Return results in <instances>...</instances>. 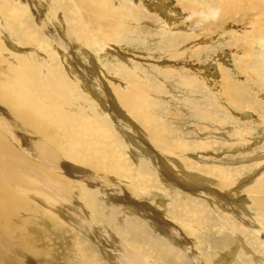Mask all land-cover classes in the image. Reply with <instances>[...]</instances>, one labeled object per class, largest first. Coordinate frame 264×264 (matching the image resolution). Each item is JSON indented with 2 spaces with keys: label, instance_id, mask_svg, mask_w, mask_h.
<instances>
[{
  "label": "rangeland",
  "instance_id": "1",
  "mask_svg": "<svg viewBox=\"0 0 264 264\" xmlns=\"http://www.w3.org/2000/svg\"><path fill=\"white\" fill-rule=\"evenodd\" d=\"M19 1L21 6L25 2V0ZM157 1L146 0L145 4L147 11L144 9L142 1L136 2L137 4L135 3V5L138 6V11L133 14L132 20L136 21L146 18L141 34L136 35L134 33L135 24L127 26L126 29L128 32L124 34L126 43H121V45L123 44V50L120 49V47L114 49L111 44H106L100 47L101 49L99 48V50L104 52L102 54V62L98 60L97 53L95 54L93 50H90L81 42H78L76 45L68 44V46L71 47L68 48L65 41L61 38V36L65 37V31L61 25H56L55 27L51 25L47 27L52 30L54 38L56 37L55 41L58 44L54 45L53 38H50V40H52L50 44H53V46L51 45L50 51L48 52L50 56L48 58L50 65L47 68L52 69V80H58L60 85L64 82L66 87L68 86L74 89V94H83V96H86V100L91 98L95 104L97 103L99 105L100 110L103 111L102 116H108L113 120V123L116 124L115 130L111 132V138L109 136L104 139L106 151H111V149L115 151L119 148V157L114 160L110 159V161L118 162L113 165L117 169L114 174L107 173L106 176L103 171L98 170L96 167H90V169L86 167L81 160H75L76 156L80 153L82 156V152L85 150L94 149L91 144H88V142L85 143L83 138L79 140V146H76L77 144L74 140L67 139V137L61 138L60 135L56 136L54 130H56L55 128H57V125L53 120H50L49 126H51L50 129L52 131H50H54L55 136L48 134L44 129L42 130L40 122L34 119L28 122L29 128L26 126V130V127L22 124V120L18 118L8 106L0 102V114L6 119L7 125H10L11 128H16L15 130L17 131L20 129L18 132L25 135L30 142L31 145L27 144L29 148L25 147L28 149L26 154L27 152L32 154L38 153L40 151L36 149L39 148L38 146H42L43 150H46V148L51 149L47 151H51L49 153L52 155V159L49 158V160L51 159L53 161L54 158L53 163L57 169V172H54L70 179V181L73 180L72 182L75 181V184L79 182L77 185L83 186L85 191H88L87 193L91 200V208L87 207L88 209L82 205V202L81 204L75 201L79 206V211L76 210L74 203L66 205L65 210L67 213L65 214V212H62V217L57 215L58 218L56 222L51 218H45V222L49 224L51 230L50 234L46 236L48 237V240L46 239V247L51 246L52 250L48 249L45 251L46 255L39 258L37 256H31L33 254L19 247L21 253L20 258L23 256L24 261L18 260L22 264H68L69 261L66 252L68 253L70 251L76 253L82 252L86 257L93 260V264H127L125 259H123L124 255H127L129 253L128 251L138 253L142 250V244L140 243L145 242L142 236L148 237L152 244H154L152 242V238L154 237L158 239L160 244L164 245V239L173 240L174 243L179 244V246L183 248L179 249V251H181L182 254L184 253L183 255H185V259H187L182 260V262L177 260L176 262L175 260L167 258L166 255L168 253L164 258L158 253L148 249L146 253L144 252L147 256L143 255L142 264H242V260H249L248 262L250 263L252 256L256 258V260L254 258L256 261L254 264H264V254L258 249H253V247L249 248L247 245V238H242L239 234L238 236L230 230L228 232L219 231L220 218L224 214H228L232 221L235 220V213H240V215H249L253 217V221H255L258 226H260L259 223L261 222L257 217H254L246 211L247 203L243 200V198L246 197L245 192L240 191L250 186L249 184L253 180L261 176L260 174H262V172L264 173V111L257 110L259 102L261 105L264 104V92L256 88L264 85V21H262L264 20V13H262L264 12V0L253 2L257 3L256 6L250 2H246L247 4L242 3L235 9L231 8L232 0H227L224 5L226 7L225 9L212 13L213 15L218 14L220 18L219 21L221 22V24L219 21V23L215 22L217 29L216 27L214 28L216 30L207 25L208 23H206L205 17L192 14L194 12L189 7H191L190 5L192 4L199 6V8L206 6V4L212 7L213 3L221 0H206L208 3L205 2V0H188L189 3L187 2L186 6L185 4L180 5L179 0ZM180 1L183 2L187 0ZM49 7L51 8V5H49ZM54 8L57 15L64 14L56 5ZM35 10L42 11L39 4ZM29 11L31 15L34 12L30 9ZM226 11H228V13L224 14ZM172 12L174 15H172ZM221 12L222 15L220 16L219 13ZM258 12L259 14H257ZM42 13L44 12L42 11ZM247 14H249V16H247ZM46 17V13L42 14V18ZM197 19L198 22L195 24ZM33 26L35 25L33 24ZM28 33L30 32L18 31V36L22 37L27 43V46L22 47L19 52L23 55H27L32 51H36L44 57L45 52L42 51V46L46 45V43L41 39L39 43L32 44L31 41H36L37 37L33 34V36H30ZM65 34H68V30H66ZM247 44L250 45L249 50L251 49V54L248 52L247 55L244 56V47H246ZM175 56L178 57L177 61L173 60ZM236 59H240L244 62H248V60L251 59L253 62L249 65L256 68L254 70L256 73L255 86L251 85L250 87V83L249 85H244L250 89L248 91L251 94H255L256 103L255 99L253 101V104L256 105L254 106L255 110L251 107L249 110H236L234 106L230 104L231 101H228L229 99L227 100L228 89L223 82L224 77L222 71L227 70L230 75L232 74L231 78L233 80L231 86L236 85V81H238L237 84H240L245 79L239 71ZM115 61L126 65L124 67L127 69H125L124 73L122 72L120 74L115 71ZM172 62H174V64H172ZM8 64L9 62L0 64V76H3V78L8 74V71L4 67ZM132 65H135V69L132 68ZM165 65H172L173 67L171 66L170 68L173 69L175 67L176 70L186 69L188 71L185 72V76H188L187 73L190 74L191 72V80L193 77L200 80L198 81L194 78L197 83L195 86L192 85L189 86V88L182 87L183 85H181L180 80L181 78H185V76L181 75L183 72L175 71V74V72L167 73L166 71V73L161 74L159 71L164 69L162 67ZM183 65L186 67H182ZM144 67L149 69L150 73L145 74ZM69 70L71 71L69 72ZM135 70L142 75L139 76L140 74L136 73L137 76L128 79L127 75L132 72L135 73ZM177 74L179 75V80L174 79V77H177ZM71 77H73V79ZM136 78L141 79L142 82L146 84L144 87L139 88L137 92L151 99L148 102V116L152 119L160 120L161 125L164 123V125H162L164 130L160 127V131H163V133L168 131L166 132L167 134L165 133L166 136L163 134L162 137L160 136V138H158L156 141L158 145L155 144V141H151L147 134L148 130H146L141 123L133 120L130 114H127L117 101L116 95H118V93L115 92V89L119 90L120 93L124 90L123 92L129 91L125 94H131L133 92V81L137 83L141 81L139 79L135 80ZM38 85L36 81H29V84L24 82L23 89H25L27 94L29 86L38 90ZM35 95H37L36 91ZM39 96L43 97L40 91ZM214 98H216L217 102H214ZM77 99H80L79 96L74 100L65 101L63 103L64 109L78 110L80 104ZM189 99L197 101L193 110H191L192 104ZM219 99L220 101H218ZM231 99H233V97ZM234 101L238 102L237 100ZM85 113L84 110L82 114L85 115ZM34 124L36 125L34 126ZM85 124H91V120L88 119ZM37 125L40 126L38 127ZM52 127H54V129ZM58 130L61 129L58 128L56 131ZM232 130L234 132L231 133L230 136L232 137L228 141V139L224 137L225 133L227 134V131L230 132ZM116 131L118 137L115 133ZM25 133L28 134L26 135ZM49 135L51 137H49ZM228 136L229 134H227V137ZM238 136L244 137L240 140ZM224 138L228 144H226V142L223 144ZM33 139L35 140L33 141ZM63 139H67L69 142H61L62 145L55 144ZM122 139L125 141L128 140V143L126 142L127 146H124ZM41 141H43L44 144ZM239 141H242L241 145H239ZM166 143L168 145H166ZM180 146L184 148L181 149ZM17 147H20L18 149L21 151L24 148V146L22 147L20 145ZM113 147L117 148L115 149ZM75 148H80V151L71 154ZM38 154L42 155V152ZM70 155L74 161L69 160ZM183 156H185V158ZM26 157H28V155H26ZM106 157L107 156H104L99 160L101 162H107ZM142 157L145 158L143 162L147 165V170L145 172L140 170L141 164L139 163ZM121 158H124L123 161ZM57 162H61V164ZM106 162L103 164L108 165ZM243 164L248 169L244 173L242 171L240 175H232V179L235 178L233 188L230 187L229 189L228 186L226 190H220L217 187L216 180L213 179L215 177H209L205 174L206 172L202 171L206 167H222V165H234L235 167H239ZM129 177L132 181L129 180ZM126 178L128 179V184H125ZM130 185H134V189H130ZM5 190L6 192L8 191L7 188H5ZM235 190L236 192H233ZM237 191H239V195L236 194ZM192 196L196 197L192 198ZM192 200H196L199 203H197V205L193 204L192 202L194 201ZM30 201H32L33 205H39L37 202L38 200ZM81 207H84L87 213L84 211L80 212ZM207 207H211L210 210L214 215L206 221H203V219L198 218V213L200 210ZM39 208L44 213H49L48 215L51 216L50 211L52 210H49L51 209L50 207L48 208L47 206V210L42 209L40 206ZM94 208L96 209L94 210ZM68 212H74L76 216L74 217ZM29 214L31 213L28 212L27 215L29 216ZM65 217H69L68 220ZM28 218L35 219L33 215ZM35 221L37 223L34 222L33 225L31 224L29 226L28 229L30 230H26L31 234L27 240L31 242L32 236L37 234L35 237L40 243L42 240L41 237H45V230L39 219H35ZM109 221H112L113 225ZM107 224L109 225L107 226ZM50 225L53 227L51 228ZM39 227L42 228L39 229ZM260 227L264 228V226ZM262 228H257V231L260 233H255V238H262V236H264V230ZM41 229L42 231H40ZM139 230L140 232L137 233ZM90 233L91 235H88ZM151 234H153V236ZM17 235L19 234L17 233ZM237 236L238 238L241 237L243 242L240 239L237 240ZM223 237H229L228 241L230 240V243H227L230 244L229 247L228 245L225 246L227 250L225 248H219ZM76 238H78V240H76ZM22 241L23 240L19 239L15 240L14 243L19 244ZM32 244L36 246L37 242L33 241ZM59 246H61V248ZM26 247L31 246H25V249ZM233 250H237L236 257L232 256ZM60 251H62L61 254ZM187 252L189 253L188 255ZM58 254H60V257L63 255L65 259L61 260L57 258L59 256ZM256 256L260 258L258 257V259ZM191 257L196 261H193ZM214 257L215 260L213 259ZM56 258L59 259V261L56 260ZM44 259L50 261H45ZM64 261L66 263H64ZM239 261L241 262L239 263Z\"/></svg>",
  "mask_w": 264,
  "mask_h": 264
},
{
  "label": "bare ground",
  "instance_id": "2",
  "mask_svg": "<svg viewBox=\"0 0 264 264\" xmlns=\"http://www.w3.org/2000/svg\"><path fill=\"white\" fill-rule=\"evenodd\" d=\"M139 1L143 2L144 9L147 11V7L145 4L146 0H25V2L23 3L24 5L22 4V6H21V3L19 0H0V64H6L7 62H9L8 65L4 66L5 69L8 71V74H6L5 78H3V76H0V102L4 105L8 106L9 109H11L14 112V114L22 120V124L25 127L27 126L29 128L28 122L30 120L34 119L35 121L37 120L40 122V124L42 126L41 127L42 130L44 129L48 134L55 136L54 135V131H55L56 136L60 135L61 138L67 137V139L74 140L77 144L76 146H79L78 142L81 138H83L84 142L85 143L88 142V144H91L94 149L93 150L92 149L85 150L84 152H82V156L80 153L78 156H76V158L74 157L75 160H81L84 163V165L88 168L96 167L98 170L103 171L106 176H107V173H113L114 174L117 171V169L113 165L117 164L118 162L117 161L116 162L110 161V159L114 160V159L119 157V151H118L119 148L115 151L113 149H111V151H106L105 150L106 147L104 146V139L106 137L108 138L111 135V132H113L115 130L116 124H114L113 120L110 119L108 116L107 117L102 116L103 111L100 110L99 105L96 103L98 105L97 106L91 100V98L89 100H86L85 99L86 96H83V94H74L73 93L74 89H72L71 87H68V86L66 87L65 86L66 84L64 82H62L60 85L58 80H55V81L52 80V77H51L52 69L47 68L50 65V62L48 61V58L50 57L48 55V52L50 51L51 45L53 46V44L54 45H58V44L55 41L56 37L54 38V34H53L52 30L47 28V27H49L51 25L53 27H55L56 25H61L65 32H66V30H68V34H65V32H64L65 37L61 36V38L65 41L67 46H68V44L76 45L78 42H81L85 46H87L90 50H93L95 52V54L97 53L96 55L98 56V60L100 62H102V59H103L102 54L104 52L102 50H99V48L102 47L103 45L111 44V45H113L114 49L120 47V49L123 50L122 45L124 43H126L125 42L126 38L124 37V34L128 32V30L126 29L127 26L135 24L134 33L136 35L141 34L143 24H144V21L146 18L136 20V21L132 20L133 14L138 11V6H136L135 3L136 2L138 3ZM191 1H193V0H191ZM207 1L205 0V2H207ZM226 1L227 0H221L219 2H215L212 4V7H209L206 4V6L201 7L202 9L199 8V6H195L193 4L190 5L191 7H189V8H191L193 10L194 13H192V14H195L196 16L201 15V17L202 16L205 17L206 23H208L207 25H209L212 29L214 27H216V29H217L216 23L220 20V18L218 16V14L213 15L212 13H216L215 11H220V10L225 9L226 7L224 5L226 4ZM257 1L258 0H232V3H231L232 7L231 8L235 9L242 3L247 4L246 2L253 3V2H257ZM187 2H188V0L183 1V2H181L179 0L180 5L185 4V6H186ZM38 4L40 5V8L42 9V11L44 13H46V16H47L46 18H42V14H44V13H42V11L35 10L38 7ZM253 4L255 6L257 5V3H253ZM49 5H51V8L49 7ZM55 5L57 7H59V9L62 10V12L64 14L57 15L56 11H55L56 7L54 8ZM28 8L31 11H34L32 13V15H31V12L29 11ZM148 11H150V10H148ZM188 13H189V11H188ZM226 13H228V11L224 12V14H226ZM262 13H264V12H262ZM169 14H171V13H169ZM219 14L221 16L222 12ZM257 14H259V12ZM172 15H174L173 12H172ZM247 16H249V14H247ZM192 17H193V15H192ZM194 18H195V16H194ZM262 19H263V17H262ZM28 21H30V22H28ZM31 21H34V22H31ZM262 21H264V20H262ZM197 22H198V19L196 20L195 24H197ZM203 23H205V22H203ZM33 24L35 26H33ZM220 24H221V22H220ZM146 25H149V24H146ZM18 31L30 32V33H28V34H30V36L35 35L37 37V40L34 42L31 41L32 44L39 43L41 41V39L44 40V42L46 43V45L42 46V51L45 52L44 57H42L36 51H32L27 55L21 54L19 51L21 50L22 47L27 46V43L23 40L22 37L18 36ZM214 32H216V31H214ZM50 38L51 39L53 38V44H50V41H52V40H50ZM121 43H123V44L121 45ZM32 44H31V46H32ZM249 46L250 45L247 44V46L244 47V50H245V52L243 54L244 56H246L248 52L251 54V49L249 50ZM173 47H174V45H173ZM68 48H71V47L68 46ZM175 54H177V53H175ZM68 55H70V54H68ZM177 58L178 57L175 56L173 60L177 61ZM165 61H167V60H165ZM251 62H253L251 59H249L248 62H246V61L244 62L240 59H236V63L238 65L239 71L241 72V75L243 77H245L244 81L241 82L240 84H237L238 81H236V85L231 86V83L233 80L231 78L232 74L230 75L227 70L222 71L223 77H224L223 82L225 84V87L228 89L227 100L229 99L228 101H231L230 104L233 105L234 109H236V110L237 109L238 110H244V109L249 110L250 107L255 110L254 106H256V105L253 104V101L255 99V94H251L248 91L250 89L247 88L246 86H244L245 84L249 85V83H250V85H249L250 87H251V85L255 86V84H256V80H255L256 79V76H255L256 73L254 71L256 68H254L252 65H249V64H251ZM172 64H174V62H172ZM184 65L182 67H186ZM114 66H115V71L120 73V74L122 72L124 73L125 69H127L124 67L126 65H124L120 62H117V61L114 62ZM171 66L165 65L164 67H162L164 69H161V71H159V72L162 74V73H166V71H167V73L179 71V72H183V73H181L182 76H185L186 75L185 72L188 71L186 69H185L186 71L185 70H176L175 67H174L175 69L174 68L172 69V68H170ZM67 67L69 68V66H67ZM132 68L135 69V65H132ZM132 68H130V69H132ZM65 69H66V67H65ZM69 69H71V68H69ZM168 70H171V71H168ZM70 71L71 70H69V72ZM144 71H145V74L150 73L149 69H147L145 67H144ZM136 73H139V72H137V70H135V73L132 72L131 74L127 75L128 77L127 76L126 77L128 79L133 78L134 76H137ZM139 74H140L139 76L142 75L141 73H139ZM175 74H176V72H175ZM187 75L188 76H185V78H181V80H180L181 85H183L182 87L189 88V86H192V85L195 86L197 84L195 82V79H197V78L193 77V79L194 78L195 79L191 80V76H192L191 72H190V74L187 73ZM110 76H111V74H110ZM71 78L73 79V77H71ZM78 78H79V76H78ZM138 79L139 78H136L135 80H138ZM174 79L179 80V75L177 74V77L176 78L174 77ZM139 80H141V79H139ZM29 81L30 82L36 81L39 84L37 87L38 90L32 88V86H29V88L27 89V94H26L25 89H23V83L26 82V84H29ZM75 81H76V79H75ZM167 81H168V79H167ZM134 82L135 81H133V84L130 83V84H132L133 92L129 95L125 94V93H128L129 91L123 92L124 91L123 90L120 93L119 90L115 89L116 90L115 92L118 93V95H116L117 101L119 102L121 108L125 112H127V114H130V116L132 117L133 120L141 123V125L144 126L146 130H148L147 134H148L149 138L151 139V141L156 142L158 140V138H160V136L162 137L163 134L166 136V134H167L166 132H168V131L165 132L166 134L163 133V131H160V129H159L160 127H161V129L164 130V128H162V125H164V123L161 125L160 120H155V119H152L151 117L148 116V111H149L148 110V102L151 99L147 98L145 95H140L137 92L139 88L144 87L146 84L143 83L142 80L140 82L138 81V83L135 82V84H134ZM84 86H85V84H84ZM221 87H224V86H221ZM256 88H258L261 92H264V85H262L260 87H256ZM227 89H226V91H227ZM235 89L238 93L235 91ZM35 91H36L37 95H35ZM39 91L41 92L43 97L39 96ZM115 92H114V94H115ZM222 93H224V92H222ZM225 94H227V93H225ZM214 95H215V93H214ZM78 96L80 98V99H77V101L80 104V107L78 110L64 109L63 103L65 101L74 100ZM93 97H94V94H93ZM232 97H233V99H231ZM187 98H190V97H187ZM202 99H204V98H202ZM189 100L192 104L191 110H193L197 101H194L193 99H189ZM199 100H200V98H199ZM214 100H215L214 102H217L216 98H214ZM234 100H237L238 102H236ZM218 101H220V99ZM255 103H256V99H255ZM216 104H218V103H216ZM6 109H7V107H6ZM258 109L264 111V104L261 105L259 102V105H257V110ZM84 110L86 112L85 115L82 114ZM263 118H264V114H263ZM88 119L91 120V124H89V125L85 124L88 121ZM21 120H20V122H21ZM50 120H53V122L56 123V125H57V128H55L56 130L58 128H60L61 130H58V131L54 130L53 132H51L52 131L50 129L51 126H49ZM35 125L36 124H34V126ZM20 127H21V125H20ZM27 127H26V130H27ZM52 128L54 129V127H52ZM15 129L16 128H13V127L11 128L10 125H7L6 119H4L3 116L0 114V264H22L18 260V259H20V260L24 261L23 256L20 258L21 253H20L19 247H22V249L26 250L28 253L33 254V255H31L33 257L37 256V257L41 258V257L45 256L46 255L45 251H47L48 249L52 250L51 246L46 247V243L48 240V237H46V236H48L47 234H50L51 230H50L49 224H47L45 222V218H47V217L51 218L53 221L56 222L58 216L62 217V212H65V214L67 213L65 210V206L68 204L74 203L76 210L79 211V206H78V204H76L77 202H79V203L82 202L83 204L82 203L81 204L83 206H85L86 208L87 207L91 208L90 207L91 200H90L89 194L87 193L88 191L86 192L85 188L83 186L77 185L79 182L75 184L74 183L75 181L72 182L73 180L70 181V179L63 177L62 175H58V173L56 174L54 172V171L57 172V169L53 163L54 158H53V161L51 160L52 155L49 153L51 151H49V152L47 151L49 148H46V150H43L42 146H38L39 148H36V149L40 150L38 153L42 152V155L38 154V153L32 154V153H28V152L26 154V151L28 149H26L25 147L29 148V146H27V144H30V142L27 140L25 135H22L20 132H18L20 129L18 131ZM28 131H30V130H28ZM119 132H121V131H119ZM232 132H234V131L233 130L230 132L227 131V134H229L228 137H227V134L225 133L224 137L226 139H228V141L232 137V136H230ZM115 133L117 134V131ZM49 137H51V136L49 135ZM112 137H113V135H112ZM117 137H118V134H117ZM238 137L240 138V140H242L244 136H242V137L238 136ZM110 138H111V136H110ZM225 138H224V140L222 139L223 144H225V142H226V144H228ZM67 139L60 140V142H57L55 144H61V142H69V140H67ZM34 140L35 139H33V141ZM111 141H113V140H111ZM127 141L128 140L125 141L122 139L124 146H127L126 145ZM41 142L43 143V141H41ZM241 143H242V141L239 143V145H241ZM37 144H39V143H37ZM46 144H49V143H46ZM155 144L158 145L157 142ZM18 145H20L22 147L24 146L22 151L18 149V148H20V147H17ZM159 145H160V143H159ZM166 145H168V144L166 143ZM58 146L63 148L60 145H58ZM121 146H123V145H121ZM51 147H52V145H51ZM54 147H57V146H54ZM184 147H181V149ZM191 147H192V145H191ZM113 148L116 149L117 147H113ZM188 148H189V146H188ZM188 148H186V149H188ZM49 150H51V149H49ZM261 150H263V149H261ZM56 151H57V149H56ZM79 151H80V148H75V149H73L71 154H73V153L75 154ZM180 151H179V153H180ZM26 155H28V157H26ZM183 155H185V154H183ZM59 156H60V154H59ZM104 156H107L106 157L107 162L106 161L101 162L99 160L100 158H102ZM53 157H54V155H53ZM183 157L185 158V156H183ZM49 158H51L50 159L51 161L49 160ZM123 159H122V161H123ZM144 159L145 158L142 157L141 162L139 163V164H141L140 170L142 172H145L147 170V165L143 162ZM181 159H183V158H181ZM69 160L74 161V159L71 157V155L69 156ZM139 161H140V159H139ZM82 162H81V164H82ZM105 162L108 165L103 164ZM57 163H59V162H57ZM59 164H61V162ZM224 165H226V164H224ZM224 165H222V167H219V166L218 167H206L202 170V171L206 172L205 174L207 176L215 177L213 179L216 180L217 187L220 190H226L228 186H229V189H230V187L233 188L235 178L233 177L234 179H232V175H235V176L240 175V173H242V171L244 173L248 169L246 166H244V164L242 166H239V167L238 166L235 167L234 165L233 166L232 165L224 166ZM196 166H198V165H196ZM77 168H79V167H77ZM194 168H197V167H194ZM74 169H75V167H74ZM84 169H83V171H84ZM208 171H209V173H208ZM124 174H125V172H124ZM139 175H140V173H139ZM260 175L261 176L257 177L255 180H253L249 184L250 186H248L247 188L245 187L242 191H240V190L239 191L245 192L246 197L243 198V200L245 203H247V210L246 211H248L254 217H257L261 221L259 223L260 226H264V173L262 172V174H260ZM87 177H88V175H87ZM129 180L132 181V179L130 177H129ZM97 181H99V180H97ZM118 181H120V180H118ZM125 184H128L127 178H126ZM235 185H237V184H235ZM5 188L8 189L7 192H6ZM130 189H134V185H130ZM154 190H156V189H154ZM239 191H237L236 194H238ZM228 192H230V191H228ZM233 192H236V190ZM138 194H139V192H138ZM233 196H235V195H233ZM193 197H196V196H192V198ZM236 199H237V197H236ZM30 200H38L37 202L39 205H37L35 203H34L35 205H33L32 201H30ZM75 201H77V202H75ZM192 201H194L192 203L196 204V205H197V203H199L196 200H192ZM39 206L45 210H47V206H48V208L50 207L51 209H49V210H52V211H50L51 216L48 215L49 213L48 214L44 213L39 208ZM210 208L207 207V208H204L203 210H200V212L198 213V218L203 219V221H206L208 218L213 217L214 214L210 210ZM95 209L96 208H94V210ZM83 211L86 212L84 207H81L80 212H83ZM28 212L31 213V214H29V216L27 215ZM68 213L74 217L76 216V214L74 212H68ZM227 213H228V211H227ZM77 214H78V212H77ZM32 215H33V218L39 219L41 221L40 223L42 224V227L45 230L44 231L45 237L44 238L41 237L42 240L40 241V243L38 242L37 238L35 237L37 234L35 236H32L31 242L27 240V238L31 234L29 232H27L26 230H30V229H28L29 226L31 224L33 225L34 222H36L35 219L28 218V217H31ZM234 216H235L234 221L230 220V217L228 216V214H224L223 216H221L219 231L221 230L223 232L224 231L228 232L230 230V231L236 233L237 235L239 234L242 238H247V241H248L247 245L249 248L253 247V249L254 248L258 249L262 254H264V236H262V238H255V233H260L257 231V228H262V227L258 226V224L255 221H253V217H251L249 215H240V213H235ZM65 218H64V221H65ZM68 218L69 217H67L66 219L68 220ZM60 220H62V219L60 218ZM71 220H73V219H71ZM80 220H83V219H80ZM62 222H63V220H62ZM109 222L112 223V221H109ZM60 223H61V221H60ZM87 224H89V223H87ZM108 225L109 224H107V226ZM112 225H113V223H112ZM42 227H39V229ZM52 227L53 226H51V228ZM80 227H82V226H80ZM85 228H86V225H85ZM262 229L264 230V228H262ZM40 231H42V229ZM84 232H86V231H84ZM84 232H83V234H84ZM104 232H107V231H104ZM139 232H140V230L137 231V233H139ZM17 233L19 235H17ZM81 233H82V231H81ZM91 233L88 235H91ZM124 233H126V232H124ZM261 234H263V233H261ZM151 235L153 236V234H151ZM130 236H132V235H130ZM238 236H237V240L240 239L242 241L241 237L238 238ZM135 238H137V237H135ZM142 238L145 242L140 243V244H142V246H141L142 250L141 251L138 250L140 252L133 253V251H128L129 253L127 255H124L123 259H125V262L127 264H142V262H143L142 259L144 258V256H147L146 254H144V252L146 253L147 252L146 250H148V249L152 250L153 252L158 253L159 255H161L163 257L168 253L166 255L167 258L170 260H175L176 262H177V260L179 262H182V260H184L186 257L185 255H183L184 253L182 254V252L179 251V249H183V248L180 247L179 244L174 243L173 240L164 239L165 240V245H164V244H160L158 239H155L156 237H154V238H152V242L155 244L154 245L151 243V241L149 240L148 237L142 236ZM228 238L229 237H223L219 248L224 249L226 245H228V247H229L230 244H227V243H230L229 242L230 240L228 241ZM19 239L23 240V241L19 244L14 243L15 240H19ZM76 240H78V238H76ZM161 240H163V239H161ZM33 241L37 242L36 246H34L35 244H32ZM80 244H81V241H80ZM232 244H233V242H232ZM28 245H30L31 247H26V249H25V246H28ZM129 245H131V244H129ZM61 246H59V247L61 248ZM59 247H58V249H59ZM81 249H83V248H81ZM54 250H57V249H54ZM236 251L237 250H233L232 256L236 257L235 256ZM61 252L62 251H60V254H61ZM224 253H225V251H224ZM51 254H52V252H51ZM60 254H58L59 256L57 258L64 260L65 259L64 256L61 255V257H60ZM66 254L68 256V261H69L68 264H93V260H91L89 257H86V255L82 254V252L76 253L74 251H70L68 253L66 252ZM133 254L136 256H134ZM188 254L189 253L187 252V255ZM120 255H122V254H120ZM28 256H29V254H28ZM206 256H208V255H206ZM261 256H263V255H261ZM216 257H218V256H216ZM57 258H56V260L59 261V259H57ZM254 258L255 257L252 256V258L250 259V261L252 262V263L250 262L251 264L256 263V261H255L256 258H255V260H254ZM191 259L193 260L192 257H191ZM213 259L215 260V257ZM44 260L50 261L48 259H44ZM185 260H187V259H185ZM219 260H217V261H219ZM240 260H241V258H240ZM193 261H196V260H193ZM203 261H204V259H203ZM242 261H243L242 264H250L248 262L249 260L248 261L242 260ZM240 262L241 261H239V263ZM64 263H66V262L64 261ZM123 263H124V261H123ZM257 263H258V261H257Z\"/></svg>",
  "mask_w": 264,
  "mask_h": 264
}]
</instances>
